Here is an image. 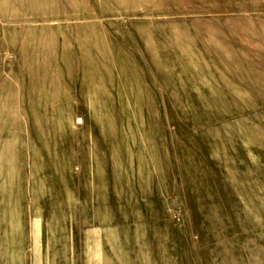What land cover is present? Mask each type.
<instances>
[{
    "label": "rangeland",
    "instance_id": "obj_1",
    "mask_svg": "<svg viewBox=\"0 0 264 264\" xmlns=\"http://www.w3.org/2000/svg\"><path fill=\"white\" fill-rule=\"evenodd\" d=\"M0 264H264V0H0Z\"/></svg>",
    "mask_w": 264,
    "mask_h": 264
}]
</instances>
